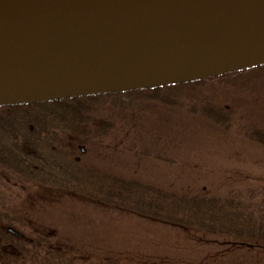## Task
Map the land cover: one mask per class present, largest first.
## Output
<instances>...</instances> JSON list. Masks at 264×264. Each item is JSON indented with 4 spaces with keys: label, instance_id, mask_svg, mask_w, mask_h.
<instances>
[{
    "label": "rangeland",
    "instance_id": "374dc122",
    "mask_svg": "<svg viewBox=\"0 0 264 264\" xmlns=\"http://www.w3.org/2000/svg\"><path fill=\"white\" fill-rule=\"evenodd\" d=\"M219 86L172 90L175 104L148 101L134 111L112 100H86L91 112L81 119L64 104L2 110L0 143L7 149L29 144L33 152L16 150L12 157L30 170L39 166L43 180L32 177L37 170L26 172L33 180L12 175L11 183L20 186L0 192V231L9 222L28 241L42 240L84 259L75 264H264V243L188 231L96 200L101 178L94 174L181 196L227 199L230 193L246 198L250 189L259 192L264 144L248 138L246 126L264 131V75L238 87ZM196 98H203L204 108L193 105ZM210 103L219 104L223 121L225 114L221 124L201 111H209ZM1 254L0 264H9Z\"/></svg>",
    "mask_w": 264,
    "mask_h": 264
},
{
    "label": "water",
    "instance_id": "95a60500",
    "mask_svg": "<svg viewBox=\"0 0 264 264\" xmlns=\"http://www.w3.org/2000/svg\"><path fill=\"white\" fill-rule=\"evenodd\" d=\"M259 64L264 0H0V106L160 87Z\"/></svg>",
    "mask_w": 264,
    "mask_h": 264
},
{
    "label": "trees",
    "instance_id": "16d2710c",
    "mask_svg": "<svg viewBox=\"0 0 264 264\" xmlns=\"http://www.w3.org/2000/svg\"><path fill=\"white\" fill-rule=\"evenodd\" d=\"M263 75L264 65H261L180 84L81 98H70L52 102L4 106L0 107V112L9 109L24 110L31 106L42 104H64L68 105V109L81 119L84 117V114L88 115L91 112L88 111L86 113L87 106L84 104L86 100H112L111 104L113 106L120 105L121 107H126L123 108V110L134 111L135 109H143V105L148 101H156L169 105L175 104L176 98L174 95L176 94L172 92V90L181 91L187 86L194 85L205 88V86L210 83L219 84V87L223 88L238 87L237 85H244L253 77L259 78ZM201 100L202 102L196 98L194 103H192L195 106L204 108L205 104L203 98ZM72 102H75L74 106H77L76 108H70L69 104H72ZM216 104L217 105L214 104V108H212L210 103L209 106L205 107L210 108L209 111H204V109L201 111L214 122L221 124L226 120V116L225 114L223 115L224 121L218 117V115H222V109L219 108L218 103ZM84 130L85 129H83V132ZM8 132L12 131L10 130ZM99 132H104V130ZM246 135L248 138L264 144V131L259 128L251 125L246 126ZM19 136L23 137L25 141H32L29 137L27 138L24 136V134ZM19 136H9V138H13L14 140V138ZM9 145L14 147L7 149L0 143V192L6 193L8 190L7 187L18 185V182L11 183L14 176L16 181H21L22 176H27L28 172L32 175L34 172L32 169L30 170V167L25 166L26 162L22 161L21 163L19 159L12 157L14 151L17 150L22 152L21 149L29 146V144L25 142L20 148L15 144ZM30 155L33 156V153ZM35 157L37 158V156ZM74 168L77 171L79 170L77 167ZM2 170H5L8 176H3L1 174ZM41 172L45 175H50V173ZM82 172L83 171H81V173ZM10 175L11 177L13 175V177L10 178ZM102 176L104 175H93L97 180L101 178V182H99L100 185L97 186L96 189L98 197H96V200L100 201L98 199H101V203L111 204L119 209H126L141 216L151 217L163 221L166 224L182 227L188 231H202L211 235L231 236L237 239L253 240L264 243V185L258 188L257 191L259 192H255L252 189L246 191L245 193L248 195H246V198H243L244 194L242 193L241 195L243 196L240 197H234V195L230 193L227 195V199H224L197 195L181 196L162 190L153 185H143L138 182L115 178L111 175ZM49 178L57 182L55 180L57 178ZM18 186H20V184ZM259 195L262 197H259ZM1 208L2 206L0 209ZM3 220L6 221V217H4ZM6 223V225L9 226V222ZM0 241V250H2V254H0L9 264H43L44 262L47 264H65L63 262L65 258L68 261L66 264H75L77 261H84V259L77 258L66 249H60L58 247L51 248L42 240H38L37 242H24L0 231ZM4 248L10 249L11 251H5ZM94 264L118 263L110 260H101L100 263L97 262Z\"/></svg>",
    "mask_w": 264,
    "mask_h": 264
},
{
    "label": "flooded vegetation",
    "instance_id": "af4514ba",
    "mask_svg": "<svg viewBox=\"0 0 264 264\" xmlns=\"http://www.w3.org/2000/svg\"><path fill=\"white\" fill-rule=\"evenodd\" d=\"M26 148V149H25ZM25 148H22L21 149V151H23V150H27L28 152H30L31 151V148H30V146H27V147H25ZM33 169H35V170H33V171H36L37 170V172L36 173H38V171H39V173H38V175L37 176H35V177H33L34 179H38V180H43V178L41 179V178H38L39 177V175H40V170H39V167H33ZM22 179L24 178V176H22L21 177ZM47 178V177H46ZM52 180V179H51ZM53 181V180H52ZM4 193H6V192H4ZM23 241H26V242H30V241H28L26 238H25V236L23 237V239H22Z\"/></svg>",
    "mask_w": 264,
    "mask_h": 264
},
{
    "label": "bare ground",
    "instance_id": "6f19581e",
    "mask_svg": "<svg viewBox=\"0 0 264 264\" xmlns=\"http://www.w3.org/2000/svg\"><path fill=\"white\" fill-rule=\"evenodd\" d=\"M262 64H259V65H256V66H253V67H257V66H261ZM239 71V70H238ZM236 72V71H234ZM232 73V72H230ZM228 74V73H227ZM88 96H93V95H86V96H79V97H76V98H81V97H88ZM66 99H70V98H66Z\"/></svg>",
    "mask_w": 264,
    "mask_h": 264
}]
</instances>
